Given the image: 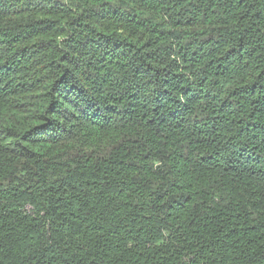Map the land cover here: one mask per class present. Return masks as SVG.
Returning <instances> with one entry per match:
<instances>
[{
  "label": "trees",
  "instance_id": "16d2710c",
  "mask_svg": "<svg viewBox=\"0 0 264 264\" xmlns=\"http://www.w3.org/2000/svg\"><path fill=\"white\" fill-rule=\"evenodd\" d=\"M0 264H264V0H0Z\"/></svg>",
  "mask_w": 264,
  "mask_h": 264
}]
</instances>
